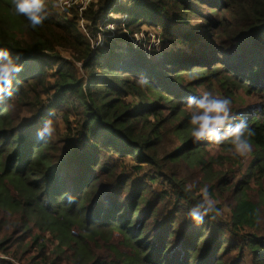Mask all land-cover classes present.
I'll use <instances>...</instances> for the list:
<instances>
[{"label":"trees","instance_id":"trees-1","mask_svg":"<svg viewBox=\"0 0 264 264\" xmlns=\"http://www.w3.org/2000/svg\"><path fill=\"white\" fill-rule=\"evenodd\" d=\"M56 1L33 29L0 0V48L24 69L0 102V254L20 264H243L247 253L264 264V0H96L81 14L87 36L77 9L58 13ZM110 14L126 15L129 31L160 27L169 49L148 59ZM204 91L229 98L255 132L243 171L227 143L192 141L185 101ZM50 110L57 131L44 143L36 132ZM211 145L223 154L209 156ZM180 165L199 170L196 190L184 191L193 182ZM205 186L229 191V222L188 219Z\"/></svg>","mask_w":264,"mask_h":264},{"label":"clouds","instance_id":"clouds-1","mask_svg":"<svg viewBox=\"0 0 264 264\" xmlns=\"http://www.w3.org/2000/svg\"><path fill=\"white\" fill-rule=\"evenodd\" d=\"M12 4L15 13L25 17L33 29L50 19L51 12L46 0H12ZM55 7H60V3ZM20 60V54L13 56L9 49L0 48V102L13 95V80L24 70ZM141 83L146 84L147 81ZM185 106L190 114L193 143L209 141L217 146L227 143L231 146L230 154L234 158L250 157L253 150L251 138L255 132L246 121L233 113L232 101L229 98L204 91L199 96L187 97ZM54 115V111L50 110L49 117L36 132L37 138L44 143L51 141L56 134ZM237 120L239 122L234 123ZM196 188L195 183H189L184 191L189 193ZM199 196V201L187 212V217L194 226L202 225L206 217L211 221L223 219L229 211L226 206L217 207V201L212 198L207 186L199 189ZM255 215L258 220L259 211Z\"/></svg>","mask_w":264,"mask_h":264},{"label":"built area","instance_id":"built-area-1","mask_svg":"<svg viewBox=\"0 0 264 264\" xmlns=\"http://www.w3.org/2000/svg\"><path fill=\"white\" fill-rule=\"evenodd\" d=\"M78 0H57L56 4L59 2L60 7H55L58 13H62L72 7L77 9L78 12V29L79 31L87 36L86 25L87 22L82 18V11L86 8L87 4L96 1V0H79V4H77ZM125 0H118L117 6L122 4ZM55 4V5H56ZM108 18L117 19L118 23L121 24L122 30L128 38L131 48L135 51H142L145 53L146 57L150 59L154 52L158 51L162 46L161 40V28L160 27H148L143 26L138 31H129L124 22L126 20V15H117L110 14ZM105 31L109 33V36H113L114 32V24H107L104 27ZM104 32V31H102ZM95 47H102V39L99 36L97 42H95Z\"/></svg>","mask_w":264,"mask_h":264},{"label":"rangeland","instance_id":"rangeland-1","mask_svg":"<svg viewBox=\"0 0 264 264\" xmlns=\"http://www.w3.org/2000/svg\"><path fill=\"white\" fill-rule=\"evenodd\" d=\"M77 4H79V0L77 1ZM74 8H75V5H74ZM166 49H169V47L166 46V45L161 46V48L158 51L154 52V55H157L159 52L161 53L162 51H164ZM59 54H60V56L62 58L71 60V56H70V53L69 52H67V51H60ZM76 65H77V67H79L78 64H76ZM54 68H56V67H54ZM79 75L82 76V73L79 72ZM26 118H28V117H26ZM206 151L208 152L209 156H217L218 154H223V153H220L219 148L216 147L215 145H213V146L212 145L211 146H206ZM250 159H251V156L248 157V158H246V159L245 158H238V157H236V158H234L232 160L233 161L232 168L233 169H235V168L237 169L240 165H242L243 166L242 171H243L246 168V166H247L248 162L250 161ZM224 168L225 169L228 168V165H225ZM146 170H147L146 167H144V170L140 174L134 175V177H136V178H144V175H145ZM177 170H178L179 173H186V176L188 174H190V180H189L190 182H193L194 183V182L199 181V177L197 175H200V172H199L198 169L192 168L191 166L180 165V166H177ZM237 178H240V177L238 176ZM251 186H253V185L251 184ZM153 188L155 189L156 192H158V191L161 190L160 186H157V185L154 186ZM247 194H248V197L252 201L253 200L256 201V202L258 201V196H257V194L253 190L247 191ZM212 195H213L212 198L217 201V206H219V207H225L226 206L229 209V211L226 213L225 217L223 219H221L225 223L226 222H229L230 221V218H231L230 208L235 203L234 200H233V198L231 197L229 191H226L224 194H219L217 192H212ZM261 224L262 225L260 226V230H259L258 233L260 235H264V215L263 214H262ZM227 238H228V241L229 242H236V238L235 237H232L230 235H227ZM47 246H49V248L51 249L50 243H47ZM231 254H232V256H234L235 255V252H232ZM1 258L2 259L9 260L12 264H20V263H18L16 261V259L15 260L14 259H10L8 257H5L2 254H0V259ZM27 261H28L27 259H24V263L25 264H27ZM62 263L63 264H66L65 261H62ZM28 264H34V263H32L31 261H29ZM243 264H250L249 257L247 255V253L245 255V260H244V263Z\"/></svg>","mask_w":264,"mask_h":264}]
</instances>
